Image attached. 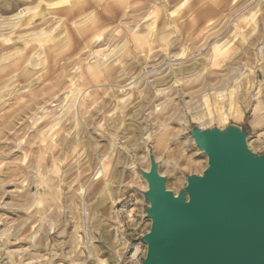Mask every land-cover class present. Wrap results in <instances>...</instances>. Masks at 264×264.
<instances>
[{
  "label": "rangeland",
  "instance_id": "obj_1",
  "mask_svg": "<svg viewBox=\"0 0 264 264\" xmlns=\"http://www.w3.org/2000/svg\"><path fill=\"white\" fill-rule=\"evenodd\" d=\"M5 2L0 0V5ZM17 2L10 12L0 10V18L10 17L12 12L31 4ZM145 2L151 6L148 10L157 6L155 0ZM186 2L173 18H180L183 24L197 23L192 38L198 41L193 49L192 40L182 38L180 48L185 53L174 58L186 66L194 60L201 64L192 66L182 81L194 80L197 68L203 72L218 70L219 76L229 77L230 81L225 88L215 90L216 93L204 91L201 95L203 91H200L198 97L181 93L174 121L164 125L157 123L153 115L169 103L171 85L176 84L173 80L160 86L163 92L160 100L144 107L136 106L132 111L129 108L135 101L101 107L104 97L99 94L101 83H80V76L96 66L109 49L129 43L128 36H124L128 21H105L99 32L103 37L114 36L110 46L93 44L87 47L90 53L83 57L75 52L65 58H52L58 49L54 44L60 38H67L64 23L56 16L36 30L43 26L50 33L51 27L62 24L60 32L52 30L56 32L53 41L30 42L34 48L26 50L22 60L18 56L25 52L23 40H17L21 33L0 32L4 38L13 35L9 41L15 43L12 48L0 50V264H101V261L139 264L146 250L141 237L150 226L145 215L148 203L143 195L146 183L140 171L148 169L149 155L155 158L160 174L166 178V188L177 193L185 185L187 174H201L207 165L206 155L189 135L192 126L224 127L230 123L244 126L248 147L257 153L264 152V47L261 46L264 42H257L264 35V0H236L235 4L232 0ZM172 6L175 8L171 4L169 11ZM189 10L193 14L185 19ZM151 11L145 14L148 21L154 18ZM32 21L36 20L23 23L22 34L34 27ZM174 28L177 32L176 25ZM145 31V27L133 28L140 35ZM43 36L39 39L46 35ZM1 37L0 43L8 42ZM171 38L177 36L172 34ZM214 42L229 50L218 65L209 61L217 45ZM69 63L63 70V64ZM61 78L65 81L63 86L53 91ZM136 79H130L134 82L126 86H133ZM74 88L77 95L72 97L70 92ZM232 89L236 100L241 98L238 103L243 118L239 120L228 115ZM64 93L70 94V99ZM174 94L170 97L178 102V95ZM127 95L129 92L123 96ZM126 126L134 128L133 133L126 131ZM160 136L163 138L156 150L155 139ZM126 240L139 246L136 258L126 255Z\"/></svg>",
  "mask_w": 264,
  "mask_h": 264
},
{
  "label": "bare ground",
  "instance_id": "obj_2",
  "mask_svg": "<svg viewBox=\"0 0 264 264\" xmlns=\"http://www.w3.org/2000/svg\"><path fill=\"white\" fill-rule=\"evenodd\" d=\"M23 1H26L31 4H29L28 6L26 5V7L24 8L20 6L24 9V10L20 9L22 10V12L18 10L15 13L12 12V14H10V17H6L3 19L0 18V32L5 31L7 34L8 33L14 34L16 32L18 33L19 31L18 34L21 33L19 37H17V40L19 39L23 40V49L25 50V52L20 51L21 53L18 56L20 60H22L23 57L25 56L26 50H31L34 48V46L29 44L30 42L42 41L43 43L45 41L49 42V40L53 41V38H54L53 34L56 33V32L53 33V31H56L58 29L61 30L60 26L62 24L55 26V27L53 26V28L50 26L51 28L49 30L51 29L53 30V31L51 30L50 33L46 31L43 26L40 27L38 30H36V27L51 23L52 18L55 16L57 18L62 19L64 23L63 25L67 31V36H66L67 38L65 37L60 38V39L58 38L60 41L54 44L55 47H57L58 49L55 51V54L52 55V58L53 56L54 57L56 56L55 58L57 57L59 58L61 56L65 58L67 55L73 54L75 52L80 53V56H82V55H86L90 53L87 50V47L89 48V46L93 44H98V45L108 44L109 45L113 41L114 36L108 35V37L107 36L103 37L101 35L102 33L99 32V30L102 28V25L103 24L105 25V21L113 22V21L118 20L119 22H127V21L129 22L128 23L129 25L126 27L124 36H128L129 38L128 42L131 45H128L129 43L127 44L126 42H124L123 44H121L120 47L117 46V48L114 47L112 49H109L105 55H102V57L97 60L96 66L94 65V67H92L91 70L88 73H86L84 76H80L81 85L83 84L95 85V84L101 83L100 85H102L103 88L101 89L99 94L104 95V97L102 98V101L100 102L99 105L103 108L106 107L108 104H112V103L117 104L118 102H122L123 104H127V103L129 104L134 101L135 103L133 104V106L129 108V111H132L133 108L139 105L144 107L146 104H150V103H153L154 101L160 100V98L163 96L162 95L163 92L162 90H160L161 89L160 86L166 85L171 80H173V82L176 84L171 85L173 84V82L169 84L172 87H171V92L168 95L171 96L174 93H175L174 94L175 96L178 95V102L174 101L175 98H173V96L172 97L169 96V103L163 109H159V111L153 115L154 116L153 119L157 123L164 125L166 124L167 121H171V122L174 121L172 118L174 117L173 115L175 114V111L178 109L177 104L181 100L180 99L181 93L186 92L187 95L189 93L190 96L195 95L198 97L200 95V91H203V93H201L202 95L204 94V91L205 92L215 91V90L217 91L218 88L220 87L225 88L223 86L225 85L227 86L229 84L230 78L229 77L223 78L222 76H219L218 70L210 69V70L203 72L202 69L200 68H197V70H195L196 75L194 77L195 78L194 80H190L185 83H179L180 80L181 81L183 80L184 76L186 77V75H188L189 71L192 69V66L194 67V66H197L198 64H201V62L198 63L197 60H194L191 64L186 66L185 64L180 63L179 59L174 58L176 56H180V55L182 56L185 53V49H183V47L180 48L182 38L183 40L185 39L186 41L192 40V48L195 49V45L198 40L196 39V37L192 38L193 36L192 34L196 32L195 28L197 27V23L189 22V23L182 24V25L177 24L176 25L177 32H180L179 36L181 37H179L178 40L177 38L172 39L171 36L173 32L174 31L176 32V28H174V26L173 28H170L166 31L160 30L161 25L164 20V11L162 9V6L167 9V11L172 17H175L176 14L182 10L187 0H167V5H164V0H155L156 1L155 4L157 6L152 11L150 9L148 10V8H150L151 6H148L145 0L144 1L142 0H139V1L138 0H111V1L104 0L105 1L104 4L103 2L101 3L102 0H45V1L44 0H23ZM140 1H142L141 4H135L136 2L140 3ZM43 4L45 5V7L42 9ZM130 4L131 5L135 4V7H129ZM171 4L174 5L175 8H173L172 6L173 9L169 11V7ZM17 5H18L17 0H8V1L6 0L5 5H2V6L0 5V10L4 12H10L15 7H17ZM150 11L154 15V18L152 19L150 18L151 21H148L149 18L146 19L147 15L145 14ZM27 13L29 14L28 17H26ZM244 18L246 20V17ZM32 19L36 20L34 22L33 21L31 22V24L34 27L30 26L31 27L29 30L30 32L26 34H22L21 32L22 29H20V27L23 25V23L30 24L29 21ZM78 19H81V20H78ZM122 20H125V21H122ZM70 22L76 25L73 26L70 24ZM143 22H146L144 26L138 25V23L142 24ZM69 24L71 26H69ZM136 26L140 28L145 27L146 31L142 32L144 33L143 35H140V33H138L139 34L138 35L137 33L133 32V28ZM127 30H130L131 32H128ZM132 33L133 35H131ZM43 35L44 36L46 35L45 38L39 39V37H42ZM12 36H9V38ZM2 37L4 38V36ZM56 37L55 39H57ZM115 37H117V35ZM157 37L159 38V41L161 42V44H157L154 42V40H156ZM9 38L7 37L3 39V41H8V42L0 43V50L5 49V48H12L15 45L14 41L13 42L9 41L10 40ZM71 41L72 43L69 44ZM163 43H167L168 46L167 47L161 46ZM214 43L217 44L216 42ZM222 44H226V43L222 42ZM179 48L180 50H178ZM213 50L214 51L211 54V56L209 55L210 56L209 61L210 63L214 65H218L220 62L225 60L226 55L229 52L228 48L222 49V47L218 44L213 47ZM17 53L19 54L18 50L17 52H15V54ZM1 54L3 55L4 53L2 52ZM11 54L14 55V52ZM80 56L78 55V57ZM116 58L121 59V64L123 65V67H121V64L113 63V61ZM8 59H9V56H8ZM155 61H158V62H155ZM162 61H164V63H162ZM18 62L19 61H16V63ZM165 63L167 64L166 66H164ZM102 64L104 65L103 68L101 67ZM63 65H64L63 70H65V66L67 67L68 65H70V63L67 65L65 64ZM232 68L234 69V67ZM229 70H230V65L227 66V72H230ZM134 74H136L137 76ZM225 76L227 77V74ZM134 77H138V80L136 79L137 81H135L133 86L127 87L126 86L127 84L134 82V80L129 81L130 79H133ZM232 78L234 79V77ZM104 80H108V83L107 84L103 83ZM64 82H63V79L61 78L55 84V89H53V91L60 90L59 88L63 86L62 83L64 84ZM6 83L7 82H5V84ZM237 85L240 87L239 84ZM114 86L116 88H113ZM140 86L141 88L139 89ZM110 87L113 89L112 91H109ZM128 89L129 91H127ZM220 91L221 90H219V92ZM128 92H129V95L124 97L123 95H126ZM70 94L72 95V97L76 94L75 88L70 92ZM70 94H66L65 98H69ZM211 94H209V96ZM95 96L97 97L96 94ZM219 96L220 98L223 97L222 93H220ZM236 96L237 95L234 89L229 91V97H228L229 107L228 106L227 107L230 110L228 115L232 117L233 119L239 120L243 118V112H242L240 104L238 103V101H240L241 98L240 99L238 98L239 100L237 101ZM220 98H218V100ZM92 99H96V98L94 97ZM215 103H218V102L216 101ZM133 129L134 128L131 129V126L125 127V130L131 133H133L132 132ZM162 138L163 137L160 136L155 139L156 150H159V143ZM143 180L146 183V180L144 178ZM145 185L147 189V183ZM101 262H102L101 264H107L104 261H101ZM139 264H141V262Z\"/></svg>",
  "mask_w": 264,
  "mask_h": 264
},
{
  "label": "water",
  "instance_id": "obj_3",
  "mask_svg": "<svg viewBox=\"0 0 264 264\" xmlns=\"http://www.w3.org/2000/svg\"><path fill=\"white\" fill-rule=\"evenodd\" d=\"M188 132L207 157L201 174L174 193L152 155L140 171L150 220L141 264H264V152L248 147L244 126Z\"/></svg>",
  "mask_w": 264,
  "mask_h": 264
},
{
  "label": "clouds",
  "instance_id": "obj_4",
  "mask_svg": "<svg viewBox=\"0 0 264 264\" xmlns=\"http://www.w3.org/2000/svg\"><path fill=\"white\" fill-rule=\"evenodd\" d=\"M235 2H236V0H232V3L233 4H235ZM164 5H167V0H164ZM129 7H135V5H131L130 4ZM188 7H189V5H186V8H188ZM197 7H199V6H197ZM162 9L164 11V20H163V23L161 25V29L160 30L166 31V30H168L170 28H173L174 25H177V24L182 25L183 24V22H184L183 20H181L180 18H173L169 14V12L167 11V9L164 8L163 6H162ZM192 14H193L192 10H189L187 12V14L185 15V19L191 18ZM105 31H107V30H105ZM173 35H177V40H178V33L174 31L173 32ZM116 38L118 39V37H116ZM154 42L157 43V44H161V42L159 41V38L158 37L156 38V40H154ZM257 42L258 43L264 42V35H261L259 37V40ZM161 46L167 47L168 44L167 43H163ZM261 46L264 47V43H261ZM113 63L114 64H121V59L120 58H116L113 61ZM101 67L103 68L104 65L102 64ZM121 67H123L122 64H121ZM185 82L186 81H181V83H185ZM103 83L107 84L108 83V80H104ZM85 87H87V85H85ZM112 90L113 89L110 87L109 88V91H112Z\"/></svg>",
  "mask_w": 264,
  "mask_h": 264
},
{
  "label": "built area",
  "instance_id": "obj_5",
  "mask_svg": "<svg viewBox=\"0 0 264 264\" xmlns=\"http://www.w3.org/2000/svg\"><path fill=\"white\" fill-rule=\"evenodd\" d=\"M125 252L128 258L133 259L136 258L138 252H139V246L134 243H132L130 240H126L125 243Z\"/></svg>",
  "mask_w": 264,
  "mask_h": 264
},
{
  "label": "trees",
  "instance_id": "obj_6",
  "mask_svg": "<svg viewBox=\"0 0 264 264\" xmlns=\"http://www.w3.org/2000/svg\"><path fill=\"white\" fill-rule=\"evenodd\" d=\"M246 128V127H245ZM247 129V128H246Z\"/></svg>",
  "mask_w": 264,
  "mask_h": 264
}]
</instances>
